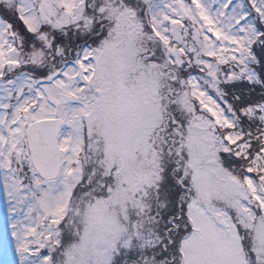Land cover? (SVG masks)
Here are the masks:
<instances>
[{"label": "snow or ice", "instance_id": "obj_1", "mask_svg": "<svg viewBox=\"0 0 264 264\" xmlns=\"http://www.w3.org/2000/svg\"><path fill=\"white\" fill-rule=\"evenodd\" d=\"M13 264H264V0H0Z\"/></svg>", "mask_w": 264, "mask_h": 264}, {"label": "rangeland", "instance_id": "obj_2", "mask_svg": "<svg viewBox=\"0 0 264 264\" xmlns=\"http://www.w3.org/2000/svg\"><path fill=\"white\" fill-rule=\"evenodd\" d=\"M5 198L0 192V264H13L12 240L7 221V208L4 205Z\"/></svg>", "mask_w": 264, "mask_h": 264}]
</instances>
